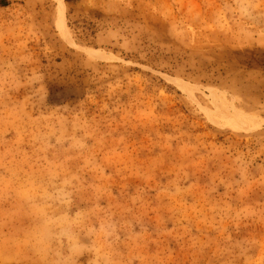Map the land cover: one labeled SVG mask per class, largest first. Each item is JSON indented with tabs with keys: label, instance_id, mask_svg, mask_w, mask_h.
<instances>
[{
	"label": "rangeland",
	"instance_id": "obj_1",
	"mask_svg": "<svg viewBox=\"0 0 264 264\" xmlns=\"http://www.w3.org/2000/svg\"><path fill=\"white\" fill-rule=\"evenodd\" d=\"M0 264H264V0L0 2Z\"/></svg>",
	"mask_w": 264,
	"mask_h": 264
},
{
	"label": "crops",
	"instance_id": "obj_2",
	"mask_svg": "<svg viewBox=\"0 0 264 264\" xmlns=\"http://www.w3.org/2000/svg\"><path fill=\"white\" fill-rule=\"evenodd\" d=\"M8 0H0V2L3 4L4 2H7Z\"/></svg>",
	"mask_w": 264,
	"mask_h": 264
}]
</instances>
